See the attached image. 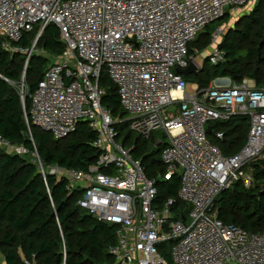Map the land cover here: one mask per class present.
Masks as SVG:
<instances>
[{
    "label": "built area",
    "instance_id": "obj_1",
    "mask_svg": "<svg viewBox=\"0 0 264 264\" xmlns=\"http://www.w3.org/2000/svg\"><path fill=\"white\" fill-rule=\"evenodd\" d=\"M252 0H0V36L3 48L26 57L25 68L36 54L39 39L51 24L59 28L65 51L50 65L38 87L28 93L25 73L16 86L22 100L31 141L30 122L54 139L72 135L80 122L98 134L101 150L88 171L38 166L47 174L66 179L73 192L88 183L78 206L99 221L117 227V242L109 252L116 264H169L159 250L172 243L174 264H264V231L250 233L225 224L214 211L220 195L255 178L251 165L264 158V89L245 78L236 83L218 78L201 90L176 72L195 59L190 46L206 28L219 24L206 50L209 63H224L220 48L232 19ZM231 17V18H230ZM35 34L31 47L17 45ZM107 75L116 85L129 128L149 140L155 131L168 138L161 153L165 179L180 177L179 199L187 205L173 210L169 199L158 205V190L132 150L117 142L111 112L102 105ZM31 99L29 115L26 98ZM249 118L243 148L225 155L217 142L223 131L214 123ZM157 141H160L156 139ZM0 148L26 155L28 149L0 135ZM183 216L186 220H183ZM24 264H36L25 260Z\"/></svg>",
    "mask_w": 264,
    "mask_h": 264
},
{
    "label": "trees",
    "instance_id": "obj_2",
    "mask_svg": "<svg viewBox=\"0 0 264 264\" xmlns=\"http://www.w3.org/2000/svg\"><path fill=\"white\" fill-rule=\"evenodd\" d=\"M214 30L209 25L200 34L190 46V55L195 49L206 52ZM35 38V34H26L17 45L31 47ZM3 42L0 36V135L25 147L29 153L19 155L0 148V264H24L25 260H32L33 255L36 264H116L109 250L117 242V227L99 221L78 206L85 193L84 187L69 192L66 179L47 174L45 180L35 156L37 153L46 170L59 166L88 171L101 155V150L94 147L98 134L87 122H80L72 135L56 140L51 133L30 122L34 147L18 88L5 79L18 85L25 73L26 87L32 94L50 65L46 58L34 54L25 68L26 57L6 51ZM220 48L227 54L224 63L211 65L205 58L199 74L185 80L201 90L208 89L213 81L222 77H229L236 83L245 78L258 84L263 82L264 0H257L254 10L226 31ZM37 49L57 56L64 53L65 44L56 25L48 26ZM101 87L105 90L102 105L117 120V141L122 139L121 144L132 150L134 158L142 163L146 177L155 183L156 203L163 205L172 199L175 201L173 210L183 212L187 205L179 199V175L165 179L167 171L161 153L167 143L153 136L146 140L133 132L121 106L118 89L107 75L103 76ZM26 110L29 115V96ZM211 128L210 135L225 132V141L214 142L225 155H232L246 144L250 124L246 116H239L227 123H214ZM251 167L255 183L263 182V186L246 188L242 183H235L216 200L214 211L225 224L261 233L264 231V158ZM171 245L162 243L159 250L169 264H174L168 249Z\"/></svg>",
    "mask_w": 264,
    "mask_h": 264
},
{
    "label": "rangeland",
    "instance_id": "obj_3",
    "mask_svg": "<svg viewBox=\"0 0 264 264\" xmlns=\"http://www.w3.org/2000/svg\"><path fill=\"white\" fill-rule=\"evenodd\" d=\"M255 6H256V2L253 3V1H252L251 3H249V5L244 10L245 13H251L254 10V7ZM241 15L242 14L237 15V18L240 17ZM224 22H219V23L211 24L210 27L212 29H215L219 24H222V23L224 24ZM233 23H234V20H232L231 25ZM36 54L39 55V56H42V57L46 58L47 59L48 66L60 61V56H57V54H54V53L45 52L42 49L37 50L36 51ZM191 57L193 59H195L197 61V63L202 67V65L204 63V59L207 57V53H205V52H199L197 49H195V52L193 53V55H191ZM104 76H106V75L104 74ZM185 78L186 77H184V79ZM249 79H251V78H249ZM251 80H253V79H251ZM186 82L188 83V86H187L188 92H192V83L189 82V81H186ZM253 83L257 87L264 89V80L260 84L256 83V81L253 80ZM153 137L155 139L160 140V141H163V142H166V143L168 142V138H167V136L165 135V133L163 131H155L153 133ZM117 142L119 144H121L122 143V139L118 140ZM81 186L84 187V188H86V187H88V183L83 182V183H81ZM262 186H263V182H259V183H257V182L255 183L254 182V184L251 187H255L256 188V187H262ZM168 249H169V253L171 255V247H169Z\"/></svg>",
    "mask_w": 264,
    "mask_h": 264
},
{
    "label": "water",
    "instance_id": "obj_4",
    "mask_svg": "<svg viewBox=\"0 0 264 264\" xmlns=\"http://www.w3.org/2000/svg\"><path fill=\"white\" fill-rule=\"evenodd\" d=\"M208 59V57H206ZM201 68H199L195 62H190L189 66L186 69H177L176 72L186 78L190 76H197L199 74ZM156 146H159V143L156 144ZM183 220H186V217L183 216Z\"/></svg>",
    "mask_w": 264,
    "mask_h": 264
},
{
    "label": "crops",
    "instance_id": "obj_5",
    "mask_svg": "<svg viewBox=\"0 0 264 264\" xmlns=\"http://www.w3.org/2000/svg\"><path fill=\"white\" fill-rule=\"evenodd\" d=\"M252 1H253V3H255V2L257 3V0H252ZM241 14H242V15H241L240 17H238V18H237V17H236V18H231V17H230L232 20H234V24H236V22L239 20V18H241L242 16H244V15H246V14H249V13H245V11H244V12H242ZM239 15H240V14H239Z\"/></svg>",
    "mask_w": 264,
    "mask_h": 264
}]
</instances>
